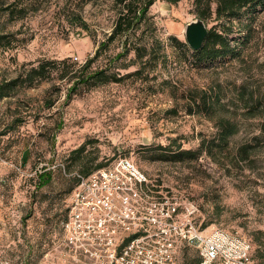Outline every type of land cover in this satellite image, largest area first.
I'll use <instances>...</instances> for the list:
<instances>
[{
	"label": "rangeland",
	"instance_id": "obj_1",
	"mask_svg": "<svg viewBox=\"0 0 264 264\" xmlns=\"http://www.w3.org/2000/svg\"><path fill=\"white\" fill-rule=\"evenodd\" d=\"M20 1L37 11L11 23L0 7V37L6 38L0 45V85L19 81L10 97L0 99V264L70 263L62 225L75 178L96 164L113 170L125 160L143 180L141 198L194 203L196 226L205 235L223 230L250 240L255 263L264 264V142L245 162L237 160L264 124V12L234 55L199 62L193 53L179 58L169 45L172 37L187 44V26L197 20L194 0H157L150 17L167 56L159 70L132 76L140 68L136 54L118 58L124 47L117 41L92 70L106 69L123 80L70 94L76 72L67 75V66L76 63L79 70L95 56L113 34L120 6L115 0ZM75 16L88 31L75 28ZM63 61L66 67L59 65ZM42 65L46 78L28 87L27 75ZM204 93L215 98V111L199 113L194 99ZM221 120L231 122L236 133L215 151L217 161L173 156L215 141ZM83 145L84 152L72 153ZM45 171L52 173V183L37 189ZM139 225L147 229L139 234L142 246H149L158 226ZM174 243L181 262L198 264V249L181 238Z\"/></svg>",
	"mask_w": 264,
	"mask_h": 264
},
{
	"label": "built area",
	"instance_id": "obj_2",
	"mask_svg": "<svg viewBox=\"0 0 264 264\" xmlns=\"http://www.w3.org/2000/svg\"><path fill=\"white\" fill-rule=\"evenodd\" d=\"M134 172L125 160L113 170L78 175L62 225L64 245L73 260L64 264H186L177 256L175 238L199 250L198 264H256L250 240L223 230L205 235L196 226L199 208L194 203L168 196L141 198L137 190L143 180ZM142 213L148 217L141 218ZM149 221L158 230L150 234L151 244L142 246L139 234Z\"/></svg>",
	"mask_w": 264,
	"mask_h": 264
},
{
	"label": "trees",
	"instance_id": "obj_3",
	"mask_svg": "<svg viewBox=\"0 0 264 264\" xmlns=\"http://www.w3.org/2000/svg\"><path fill=\"white\" fill-rule=\"evenodd\" d=\"M120 6V12L115 23V29L108 41L102 42L94 57L88 59L86 64L77 70L76 63H70L67 66L66 73L76 72L74 78L76 81L70 90V94L81 91V89H93L99 86H104L109 83H120L123 78L115 73L109 72L106 69L92 70L94 63L100 60L104 52L109 50V46L117 41L123 44L124 52L117 57H126L132 52H135L137 62L140 68L132 74V76L140 77L145 71L155 73L166 60L163 56L164 44L157 37V27L150 17V9L154 6L157 0H115ZM165 2L177 5L183 0H164ZM2 12L8 18L9 22L23 20L28 17L32 4H25L20 0H0ZM264 12V0H194L193 13L197 19L204 21L207 26L213 25L209 30V35L200 51H193L188 44L181 42L175 37L170 38L169 45L175 50L180 58H187L188 54L193 53V57L199 62L214 61L220 58H226L236 53L237 46L249 42L251 31L254 28L257 16ZM75 28H80L83 31H88L87 24L79 16H75ZM238 35V37H234ZM6 41L5 36L0 37V45ZM235 45V46H234ZM67 61H63L59 65L66 67ZM58 65V64H57ZM46 66L42 65L37 69L32 70L24 83H28V87H32L36 79L46 78ZM25 85V84H23ZM19 81L13 80L0 85V99L10 97L18 88ZM195 105L205 111L213 112L217 109V102L209 93H204L198 99H194ZM197 111V110H194ZM194 113V112H192ZM253 113H257L253 111ZM255 116V115H253ZM218 137L213 142L203 140L197 152L179 151L173 152V156L182 159L190 157L198 160L201 156L216 160L215 151L227 144L229 137L236 133L235 126L229 122L221 120ZM63 126L61 122L60 128ZM260 136L255 137L252 143L246 144L239 149L238 162H245L250 158L257 149L256 144L264 142V124L260 129ZM86 149V145L81 146L78 150L73 151V154L82 153ZM193 157V158H192ZM179 160V161H181ZM96 160H92L95 162ZM107 165L100 163L84 174H79L82 177H89L94 172L106 168ZM76 179L74 189L79 185V178ZM52 173L45 171L38 176L37 189H42L52 183ZM73 189V191H74ZM251 242V241H250ZM252 243V242H251ZM253 245V243H252ZM254 248V245H253ZM255 251V250H254ZM255 253V252H254ZM253 253L254 261L257 257Z\"/></svg>",
	"mask_w": 264,
	"mask_h": 264
},
{
	"label": "water",
	"instance_id": "obj_4",
	"mask_svg": "<svg viewBox=\"0 0 264 264\" xmlns=\"http://www.w3.org/2000/svg\"><path fill=\"white\" fill-rule=\"evenodd\" d=\"M209 27L207 24L197 19L189 24L186 29L187 44L193 51H200L209 35Z\"/></svg>",
	"mask_w": 264,
	"mask_h": 264
}]
</instances>
